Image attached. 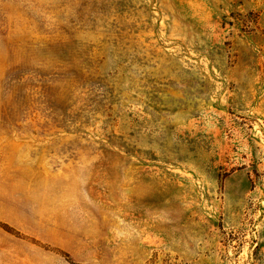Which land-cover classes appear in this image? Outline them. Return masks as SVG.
<instances>
[{"label": "rangeland", "instance_id": "374dc122", "mask_svg": "<svg viewBox=\"0 0 264 264\" xmlns=\"http://www.w3.org/2000/svg\"><path fill=\"white\" fill-rule=\"evenodd\" d=\"M0 264H264V0H0Z\"/></svg>", "mask_w": 264, "mask_h": 264}]
</instances>
